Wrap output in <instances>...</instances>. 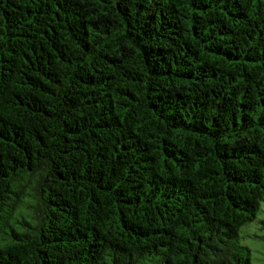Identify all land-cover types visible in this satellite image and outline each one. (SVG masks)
<instances>
[{"label": "trees", "instance_id": "16d2710c", "mask_svg": "<svg viewBox=\"0 0 264 264\" xmlns=\"http://www.w3.org/2000/svg\"><path fill=\"white\" fill-rule=\"evenodd\" d=\"M263 201L264 0H0V264H252Z\"/></svg>", "mask_w": 264, "mask_h": 264}, {"label": "rangeland", "instance_id": "374dc122", "mask_svg": "<svg viewBox=\"0 0 264 264\" xmlns=\"http://www.w3.org/2000/svg\"><path fill=\"white\" fill-rule=\"evenodd\" d=\"M258 220L241 228V241L251 249L252 264H264V201Z\"/></svg>", "mask_w": 264, "mask_h": 264}]
</instances>
